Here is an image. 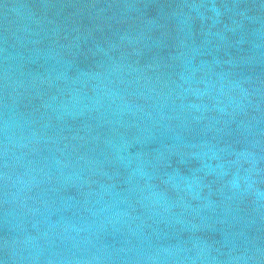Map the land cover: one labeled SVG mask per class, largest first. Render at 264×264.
<instances>
[{
	"label": "water",
	"instance_id": "water-1",
	"mask_svg": "<svg viewBox=\"0 0 264 264\" xmlns=\"http://www.w3.org/2000/svg\"><path fill=\"white\" fill-rule=\"evenodd\" d=\"M0 264H264V0H0Z\"/></svg>",
	"mask_w": 264,
	"mask_h": 264
}]
</instances>
